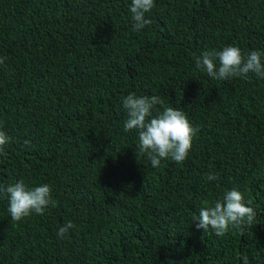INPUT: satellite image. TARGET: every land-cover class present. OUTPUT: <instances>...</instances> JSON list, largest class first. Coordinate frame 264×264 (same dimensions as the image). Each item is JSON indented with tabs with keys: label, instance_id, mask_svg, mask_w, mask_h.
<instances>
[{
	"label": "trees",
	"instance_id": "trees-1",
	"mask_svg": "<svg viewBox=\"0 0 264 264\" xmlns=\"http://www.w3.org/2000/svg\"><path fill=\"white\" fill-rule=\"evenodd\" d=\"M130 4L0 0V186L48 184L55 202L13 222L0 193V264H264V79L195 64L227 46L264 53V0H154L138 32ZM129 94L185 112L197 132L183 163L137 157ZM233 187L254 224L197 230Z\"/></svg>",
	"mask_w": 264,
	"mask_h": 264
},
{
	"label": "clouds",
	"instance_id": "clouds-1",
	"mask_svg": "<svg viewBox=\"0 0 264 264\" xmlns=\"http://www.w3.org/2000/svg\"><path fill=\"white\" fill-rule=\"evenodd\" d=\"M154 7V0H131L129 11L131 14L133 31H140L151 21L146 18ZM264 53L252 50L242 54L236 46H227L223 50H207L196 58V67L204 71L213 80L224 81L230 78H246L249 73L264 79ZM0 57V64L4 63ZM162 104L159 96H136L129 94L122 99V107L127 118L124 121V132L138 133V156H147L153 168H158L163 160L171 159L177 164L183 163L192 148V140L197 132L190 124L184 111L174 107H164L153 115L157 105ZM10 138L0 131V153ZM218 179L211 173L207 181ZM0 193L8 197V213L13 222L22 221L35 213L43 215L45 210L55 206L48 184L28 188L23 181L6 188L0 186ZM250 203V202H249ZM256 211L246 206L243 193L236 187L225 191L221 199L209 206L201 207L198 215L193 216L197 230L204 232L211 230L216 236H224L230 227L246 228L255 222ZM74 228L71 222L58 230V238Z\"/></svg>",
	"mask_w": 264,
	"mask_h": 264
}]
</instances>
